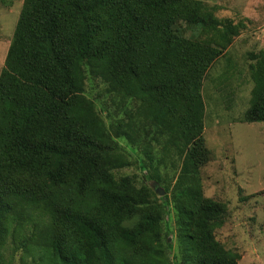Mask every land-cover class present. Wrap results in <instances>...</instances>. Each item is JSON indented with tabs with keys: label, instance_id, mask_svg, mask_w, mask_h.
I'll return each instance as SVG.
<instances>
[{
	"label": "trees",
	"instance_id": "obj_1",
	"mask_svg": "<svg viewBox=\"0 0 264 264\" xmlns=\"http://www.w3.org/2000/svg\"><path fill=\"white\" fill-rule=\"evenodd\" d=\"M219 10L200 0L22 1L0 71V261L21 249L24 264H238L215 235L227 206L204 195L201 178L202 82L248 30ZM248 56L240 122L264 123V50ZM92 80L122 118L105 122L110 113L85 93ZM120 139L142 148L146 182L116 175L137 165ZM155 144L158 164L179 162L175 178L158 174Z\"/></svg>",
	"mask_w": 264,
	"mask_h": 264
},
{
	"label": "rangeland",
	"instance_id": "obj_2",
	"mask_svg": "<svg viewBox=\"0 0 264 264\" xmlns=\"http://www.w3.org/2000/svg\"><path fill=\"white\" fill-rule=\"evenodd\" d=\"M22 1L0 0V71ZM200 1L218 6L221 18L246 19L248 29L234 39L225 56L214 62L202 82L205 106L203 137L210 151L209 163L201 169L204 195L227 206L226 222L215 235L226 248L241 255L238 264H264V123L240 122L248 107L252 88L248 76L251 63L248 54L264 50V0ZM85 93L95 101L98 109L105 108L110 113V117L104 115L107 124L123 117L121 113L114 112L100 82L88 81ZM118 142L137 165L122 169L116 175H134L139 183L146 182L148 172L141 167L146 161L142 148L130 146L124 139ZM153 150L154 165L158 166L160 177L175 178L179 162L166 157L163 163L158 164L163 156L156 144ZM154 187L161 189L155 184ZM164 229L169 233L168 239L174 242L175 213L170 205ZM21 252L18 249L15 257L11 258L7 249L2 251L0 264L29 261L30 258L23 254L20 256Z\"/></svg>",
	"mask_w": 264,
	"mask_h": 264
},
{
	"label": "water",
	"instance_id": "obj_3",
	"mask_svg": "<svg viewBox=\"0 0 264 264\" xmlns=\"http://www.w3.org/2000/svg\"><path fill=\"white\" fill-rule=\"evenodd\" d=\"M157 193L159 194V196H162L164 194L162 189H156Z\"/></svg>",
	"mask_w": 264,
	"mask_h": 264
}]
</instances>
